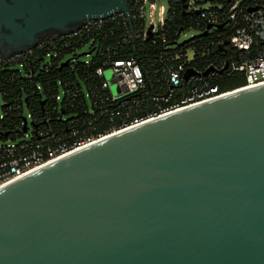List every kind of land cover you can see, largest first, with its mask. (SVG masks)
<instances>
[{
	"label": "water",
	"instance_id": "water-1",
	"mask_svg": "<svg viewBox=\"0 0 264 264\" xmlns=\"http://www.w3.org/2000/svg\"><path fill=\"white\" fill-rule=\"evenodd\" d=\"M13 9L29 13L19 29L26 49L86 19L123 12L131 21V0H22ZM0 264H264V85L2 186Z\"/></svg>",
	"mask_w": 264,
	"mask_h": 264
},
{
	"label": "built area",
	"instance_id": "built-area-1",
	"mask_svg": "<svg viewBox=\"0 0 264 264\" xmlns=\"http://www.w3.org/2000/svg\"><path fill=\"white\" fill-rule=\"evenodd\" d=\"M161 1L131 0V21L123 12L113 13L100 19H86L74 30L41 38L35 46L7 56L3 62H9L20 71L32 64L30 60L35 55V51L42 49L46 44H53L44 54L45 61L51 63L52 57L58 55L56 49L61 41H64L63 45H68L70 38H82L87 33L90 34L84 45L90 44V50L82 54L91 55L94 50H100L99 40L96 39L94 31L101 29L111 20L120 19L126 29L128 28V33L130 29L129 36L133 39L153 37L164 30L170 8L180 0H166L167 5ZM204 1L211 2V0ZM224 1L226 3L217 2L202 6H195L194 0L187 1L184 13L189 15L190 22L187 28L180 29V33L196 28L200 31L197 35L208 36L210 39L202 43L201 48L199 44L193 43L184 51L180 49L172 53L167 49L175 48L177 43L165 45L167 48L162 51L163 55L155 59L158 61L155 70L160 71L158 79L160 86H168V92L166 96H153L154 104L147 106L152 109L147 110L145 114L140 108L142 99L138 101L139 99L130 97L136 92L144 94L148 87L143 68L134 57L106 61L104 66L96 70V76L100 78L99 82H85L86 84L82 85L74 81L59 82V88L53 96L55 102L52 109L47 112L45 120L40 124L35 125L37 118H33L32 112L28 110L26 116L25 109L22 127H19L22 133L16 138L0 141V186L103 136L157 118L182 106L227 93L229 90H221L218 83L226 74L244 73L246 84L238 88L263 82L264 0H256L249 5L243 3V0ZM174 14L175 10L172 9L171 15ZM209 25L210 28H208ZM223 28L231 32L230 37L224 40L221 33L214 37L215 32ZM197 35H192L185 40ZM163 56H166V62ZM202 59L205 61L204 64L200 63ZM85 63H90L89 58L85 59ZM107 68L113 70L112 79H115L113 82L112 79L107 80L105 77ZM189 70H192V73L187 76ZM115 82L120 84L121 89L118 94L113 93L111 88ZM38 88L41 87L38 86ZM3 104L2 100L0 108ZM75 104L80 105L81 109L77 119L81 117L87 125L83 127V130L76 127L69 134L68 131L63 132V121L60 118L64 113L57 116L59 120L56 122L51 121L50 113ZM104 114L108 115L110 123L105 134L99 132V125L94 122ZM0 117H3V114H0ZM95 133L98 134L95 135ZM70 136L74 137L72 141L69 140Z\"/></svg>",
	"mask_w": 264,
	"mask_h": 264
},
{
	"label": "trees",
	"instance_id": "trees-1",
	"mask_svg": "<svg viewBox=\"0 0 264 264\" xmlns=\"http://www.w3.org/2000/svg\"><path fill=\"white\" fill-rule=\"evenodd\" d=\"M187 1L176 2L169 10L164 30L150 38L133 39L129 36L130 29L128 33V28L126 29L120 19L109 21L101 29L94 31L96 39L99 40L100 50L93 51L89 58V64H86L85 60L81 58L83 54H76V51L84 46L90 33L85 34L82 38H70L68 45H63L64 41H61L56 49L58 55L52 57L51 63L45 61L44 54L53 44H46L42 49L35 51V55L30 60L32 64L20 71L14 65L11 66L9 62L0 63V95L4 101L0 108V114H3V117H0V141L16 138L22 133L19 127H22L25 109L32 112L33 118H37L34 122L35 125L42 123L55 102L53 96L59 88V82L74 81L79 85L99 82L100 78L96 76V70L98 67L104 66L105 62L110 59L134 57L138 60L145 73L148 87L144 94L136 92L130 97L139 99L138 101L142 99L143 103H140V108L143 114L152 109V107H147L154 104L152 97L155 95L166 96L168 92V86H160L158 80L160 71L155 70L158 65V61L155 59L162 54V51L166 50L165 45L177 43L175 48L168 47L167 50L172 53L180 49L184 51L187 46L193 43L199 44L200 47L202 43L210 39L208 36L197 35L188 40L184 39V42L180 41V29L187 28L190 22L189 15L184 13ZM254 1L256 0H243V3L249 5ZM211 2L214 4L217 2L226 3L224 0H211ZM172 9L175 10L174 15H171ZM218 33L222 34L224 40H227L231 34L230 31L223 28L215 32L214 37H217ZM199 37L202 38L199 39ZM38 52L39 55H37ZM218 53L221 52L218 51ZM198 54L200 55V51ZM163 58L166 62V56ZM200 63L204 64L205 61L202 59ZM218 83L221 90H230L245 85L246 78L242 72H233L226 74ZM38 86L41 88L39 89ZM62 112L64 114L60 119L63 121V132L68 131L71 134L74 128L78 127L83 130V127L87 125L81 117L77 119V115L81 112L80 105L67 106L61 111H51V121H58L59 117L57 116L62 115ZM94 122L99 125V132L107 133L106 131L110 127L108 115H101ZM117 125L119 124L117 123ZM117 127L119 128V126ZM97 134L95 133V135ZM73 139V136L69 137L70 141Z\"/></svg>",
	"mask_w": 264,
	"mask_h": 264
},
{
	"label": "flooded vegetation",
	"instance_id": "flooded-vegetation-1",
	"mask_svg": "<svg viewBox=\"0 0 264 264\" xmlns=\"http://www.w3.org/2000/svg\"><path fill=\"white\" fill-rule=\"evenodd\" d=\"M21 3L22 0H0V63L7 56L31 48L26 49L27 45L22 43V36L19 33L20 28H25V19L29 13L26 10L13 9L14 6H21ZM26 5L27 0H24V7ZM22 13L25 15H22ZM56 32L46 30L39 36L48 37Z\"/></svg>",
	"mask_w": 264,
	"mask_h": 264
},
{
	"label": "bare ground",
	"instance_id": "bare-ground-1",
	"mask_svg": "<svg viewBox=\"0 0 264 264\" xmlns=\"http://www.w3.org/2000/svg\"><path fill=\"white\" fill-rule=\"evenodd\" d=\"M262 85H264V81H263V82H260V83H258V84L252 85V86L241 87V88H238V89H235V90L229 91V92H227V93H224V94H222V95H219V96H216V97H213V98H210V99H206V100H203V101H200V102H196V103H193V104L186 105V106H184V107L177 108V109H175V110H173V111H170V112H167V113H165V114H163V115H161V116H159V117H162V116H165V115H168V114H171V113L177 112V111H181V110H184V109H187V108H190V107L196 106V105H200V104H203V103H206V102H209V101L215 100V99H219V98H222V97H225V96H228V95L234 94V93H238V92H241V91H244V90L250 89V88H254V87H258V86H262ZM159 117H157V118H159ZM157 118H152V119L146 120V121H144V122H141V123L135 124V125H133V126H131V127H128V128L122 129V130L117 131V132H114V133H112V134H109V135L103 136V137H101V138H99V139H97V140H95V141H93V142H91V143H88V144H86V145H84V146H82V147H78V148L74 149L73 151H71V152H69V153L63 155L62 157L66 156V155H69V154H71V153H73V152H75V151H77V150H79V149H82V148L86 147V146H89V145H91V144H94V143H96V142H98V141H101V140H103V139H106V138H108V137H111V136H113V135H116V134H118V133H121V132H123V131H125V130L131 129V128H133V127L139 126V125H141V124H144V123H146V122L152 121V120L157 119ZM62 157H60V158H62ZM60 158H58V159H60ZM58 159H56V160H58ZM56 160H54V161H56ZM51 162H53V161H51ZM51 162H50V163H51ZM48 164H49V163H48ZM46 165H47V164H46ZM44 166H45V165H44ZM41 167H43V166H40V167H38V168H34V169L30 170L29 172H27L26 174H28V173H30V172L36 170V169H39V168H41ZM26 174H24V175H26ZM24 175H23V176H24ZM21 177H22V176H21ZM18 178H20V177H18ZM18 178H16V179H18ZM16 179H15V180H16ZM13 181H14V180H13ZM9 183H10V182H9ZM6 184H8V183H5V184L1 185L0 188H1L2 186L6 185Z\"/></svg>",
	"mask_w": 264,
	"mask_h": 264
},
{
	"label": "rangeland",
	"instance_id": "rangeland-1",
	"mask_svg": "<svg viewBox=\"0 0 264 264\" xmlns=\"http://www.w3.org/2000/svg\"><path fill=\"white\" fill-rule=\"evenodd\" d=\"M194 1H195V3H193V4H194L195 6H196V5H197V6H202V5H210V4H214V3H212V2H207V1H204V0H194ZM203 1H204V2H203ZM161 3L167 5L166 0H162ZM199 32H200V31H199L198 29H196V28H191V29L187 30L186 33H182V34H181V36H180V41H182V40H184V39H186V38H188V37H191L192 35H197V34H199ZM89 50H90V44H86V45H84L82 48L78 49V51H76V54H82L83 52H87V51H89ZM69 57H71V56H69ZM81 58H82L83 60H85V59L90 58V55H82ZM113 76H114V73H113L112 68H107V69H105V77L107 78V80L112 79ZM111 88H112L113 93H115V94H118L119 91H120V89H121V88H120V84H119L118 82L113 83V84L111 85ZM0 103H2V100H1V99H0ZM25 115H26V116L28 115V111H27V110H25ZM29 121H30V119H29Z\"/></svg>",
	"mask_w": 264,
	"mask_h": 264
}]
</instances>
